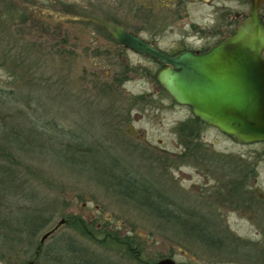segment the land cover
<instances>
[{"label": "rangeland", "instance_id": "1", "mask_svg": "<svg viewBox=\"0 0 264 264\" xmlns=\"http://www.w3.org/2000/svg\"><path fill=\"white\" fill-rule=\"evenodd\" d=\"M67 1L117 21L170 53L199 49L218 33L223 36L230 24L224 22L234 9L229 0ZM44 4L55 11L53 15L33 8L14 10L7 23H0V148L46 172L50 186L41 195L57 203L45 214L51 218L48 227L30 241L18 233L17 225L31 204L25 194L2 193L11 183H0V264L36 259L37 246L50 232L39 264H51L48 258L54 256L57 262L69 241L72 247L121 260L115 244L92 243L82 236L76 218L90 224L98 239L110 230L135 240L139 264L164 258L186 264H264V143L239 145L204 126L189 148L190 138L179 129L194 116L158 83L159 65L126 50L99 23L69 22L59 15L57 4ZM26 15L42 18V23H21ZM11 47L12 59L6 56ZM74 136L102 153L109 150L120 159L118 171L163 191L168 200L204 216L212 213L217 228L231 235L228 248L216 255L193 246L155 213L117 194L130 193V183L106 187L100 181L109 176L104 170L115 169L112 164L94 170L81 164L86 158L61 151V143L75 141ZM31 137L38 141L31 143ZM65 157L76 165L65 164ZM246 172L249 179L242 185L241 199L230 193V186ZM246 192L254 197L252 203H247ZM225 193L227 197H219ZM63 220L66 224L59 226ZM54 246L52 256L47 249ZM248 253L252 259L242 255Z\"/></svg>", "mask_w": 264, "mask_h": 264}, {"label": "water", "instance_id": "2", "mask_svg": "<svg viewBox=\"0 0 264 264\" xmlns=\"http://www.w3.org/2000/svg\"><path fill=\"white\" fill-rule=\"evenodd\" d=\"M74 13L78 19L92 20L109 29L125 48L166 65L158 83L178 105L190 108L197 120L239 145L264 143V23L259 3L254 2L249 18L233 35L208 52L188 50L175 56L99 14ZM50 235L46 234L42 242ZM156 264L186 263L164 258Z\"/></svg>", "mask_w": 264, "mask_h": 264}, {"label": "trees", "instance_id": "3", "mask_svg": "<svg viewBox=\"0 0 264 264\" xmlns=\"http://www.w3.org/2000/svg\"><path fill=\"white\" fill-rule=\"evenodd\" d=\"M14 49L15 48L11 47L8 50V55H6L7 58H9L10 56V59H12L11 53ZM17 55L18 54H15L13 55V57ZM5 62H7V60H5ZM139 99L143 100L144 96L139 97ZM204 126L207 125L197 120L195 117L188 120L186 124H182L180 126L179 130L181 131V133H183L184 137L190 138L188 140L191 144L189 148L194 147L193 144L197 143V141L200 139V134L201 132H203ZM73 139L76 142L73 141L68 144H65L63 142L64 145L61 143V151H73V155H79V157L81 158H86L81 164L90 165V167H92L91 169L94 170H96V167L98 166L107 168L108 163L113 165L115 169H110V171L104 170V172L109 175L108 178L100 181L104 183L106 187L112 188L109 187L111 184H116L117 187H122L123 185L126 186L127 183H130V193H124L120 191L121 194L118 192L117 194L119 196L121 195L125 199L133 201L135 204H137L138 207H141L142 209L145 207L151 212L155 213L157 219L162 222L164 226H172L175 231L178 229L177 232L180 231L182 233V236L185 237L186 240L192 242L193 246L203 247L205 250H208L216 255H221L222 252H224L223 250H226L228 248L226 239L231 238V235H229V233L222 227H219L220 230L217 228L214 223L215 217L212 215V213L204 216L201 215L198 211L181 207L182 204L181 206H179L175 199L168 200L163 191H160L159 189H156L154 187H149L145 185V183H140L138 181L139 179H137L136 177H131L130 173H126V171H118V163H120V159L117 158L113 153H109V150L106 149V152L102 153L100 152L102 149H94L91 146H87L88 143L86 141H78L80 137L74 136ZM29 140L32 143L35 140L38 141V138L31 137L29 138ZM199 146L200 145L198 144L196 147ZM6 150V148H2L1 146L0 183L4 185L5 183L9 184L7 182H10L11 185H7L8 187H3L2 193H12L14 195L25 194L24 196L26 198V201L30 203L31 206L27 205V208H25L26 212L23 213L22 219L20 218V222L22 221V223L17 225V227L18 229H20L18 233H21L23 236H26L30 241H32L39 232L48 227L51 218L45 217V214L49 210L51 211L52 209H54V207H56L57 201L54 199L47 200V197L45 199V197H42L41 195L43 193V191L41 190L50 186L47 173L44 171H40L39 169H34L32 165H29L27 163L25 164L24 161L20 160L16 156H13V154L11 155ZM94 157H96L98 161H96ZM181 158L184 159V156ZM65 159V164H68L70 166L76 165L74 164V161H70V159L68 160L67 157H65ZM90 161H92V163H90ZM248 171H250V169ZM248 173L250 172H246V175H244L243 177H239L237 180H232L236 182L235 185L230 186V193H232V195L238 198L241 196V199L245 198V195L242 194V185H244L245 181L249 179ZM151 191H153V193ZM224 195L226 197L228 196V194L225 193L221 194L219 197L224 199ZM138 197H144V199H147V201L141 203ZM229 197H231V195H229ZM253 198L254 197L250 198L248 196L247 203H252L251 200L253 201ZM35 204L36 207H33ZM76 225L82 236L91 239L92 243L115 244L120 249L118 252L119 254H121V260H116V258L114 259L110 256H107L105 258V256L103 257L101 255V253L93 254L88 249H80V246L72 247V243H70L69 241V244L67 245L65 251H60L62 254L61 258L66 261L63 264H69L70 260L71 264H139L142 262L140 257L141 252L135 240L134 242L130 241L128 237H121L119 233H115L110 230H107L104 234L100 233L101 239H98V234L91 232V229L89 227L90 224H87L85 221L76 218ZM180 232L179 234H181ZM18 236L21 237L20 234ZM6 239H8V237ZM54 252L55 246L47 249V253L52 256L54 255ZM245 252L247 251L245 250ZM41 254L42 253L40 252L37 257L35 256V258L40 260L39 258L42 257ZM234 254L237 253H231L232 256ZM242 255L250 257L249 259H252V255H250L249 253L248 255ZM48 261L51 264H54V262H56L55 256L48 258Z\"/></svg>", "mask_w": 264, "mask_h": 264}, {"label": "flooded vegetation", "instance_id": "4", "mask_svg": "<svg viewBox=\"0 0 264 264\" xmlns=\"http://www.w3.org/2000/svg\"><path fill=\"white\" fill-rule=\"evenodd\" d=\"M229 1H230L229 3L231 5L232 9H233V7H234V9L232 11H230V13H229L230 16L227 17L228 20H226L224 22V23H230L227 26V30L225 32H222L223 36H220L221 34L218 33L217 35L219 37H215V40H213L212 42H204V43H202V45L199 47V49H198V47H193L192 46V47H188V49L185 48V49L181 50L180 52L177 51V53H170V52L164 51L158 44L154 43V40L145 39L143 37L142 38L145 39V41L149 42L151 45H153L155 47H158L159 49H161L163 52H165L169 56H175V55H178V54H180V53H182L184 51H188V50L194 51V52H196L198 54H202V53L208 52L209 49H212L214 46H216L217 44H220V42L226 40L227 38H229L231 35H233L235 33L237 28H238V26L240 25V23L244 22L246 19L249 18L254 2L259 3V15H260V17L262 19V22L264 23V0H229ZM31 2L36 4L37 6H33ZM48 2H52L53 4L54 3L57 4L59 6V8H60L59 15L63 16L62 17L63 19L69 20V22L70 21H74V22H84V23H97V22H94L92 20L90 21V20L76 18L74 12H76L79 9H78V7L76 6L75 3H72L70 1L68 2L67 0H20L19 2H18V0H0V23H7L6 17H11L12 18V13H13L14 10L20 12V10L33 8V9L39 11L42 14H45V12H47V14L53 15L52 13H54L55 11L50 6H48V4L47 5L44 4V3H48ZM237 7L239 8V10H238ZM223 8L225 9L226 7H223ZM80 11H89V12H91V10H88V9H83V10L80 9L79 12ZM42 20H43L42 18L34 19L31 16L26 15V16H24L21 19L20 22L21 23H37L38 24V23H42ZM105 20L107 22H110V23L116 24L118 26H121L115 20H109V19H105ZM107 30L109 31V29H107ZM126 31L130 32V33H133V34H136L134 32L128 31V30H126ZM109 33H111V32L109 31ZM111 35H112V33H111ZM136 35H139V34H136ZM112 38L119 45H122L119 41H117L114 38L113 35H112ZM125 49L130 51V52H132V53H134V54H136V55H140V54H137V53H135V52H133V51L127 49V48H125ZM141 56H145V57L149 58L151 61L155 62L157 65H159L161 67L160 72L164 68L167 67L166 65H163L160 62H158V61H156V60H154V59H152V58H150V57H148L146 55H141ZM262 56H263V59H264V50H263ZM159 73H158V75H159ZM65 222L63 224H66ZM57 230H58V228L54 232H56ZM44 244H45V241L42 242V240H41V242L37 246V249H36V252H35L36 257L39 255L40 252L42 253V247L44 246ZM57 258H58V260L56 262L57 264H63V263L66 262L65 260H62L59 257V255H58ZM6 264H39V260L38 259H33V260H29V259H18V260L14 259V260H12V259H10V260H8L6 262Z\"/></svg>", "mask_w": 264, "mask_h": 264}]
</instances>
